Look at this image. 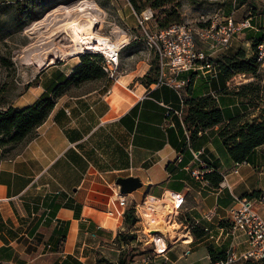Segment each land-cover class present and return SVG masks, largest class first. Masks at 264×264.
<instances>
[{
	"label": "crops",
	"instance_id": "0c3cea01",
	"mask_svg": "<svg viewBox=\"0 0 264 264\" xmlns=\"http://www.w3.org/2000/svg\"><path fill=\"white\" fill-rule=\"evenodd\" d=\"M223 2L232 8L224 9L222 17L231 15L240 21L250 16L251 26L235 31L230 43L216 52L198 38L196 42L215 60L231 57L239 49L250 57L254 53L252 40L264 35V5L259 8L247 0ZM245 7L246 14L235 17ZM124 31L129 39L131 33ZM73 59L70 68L58 67L47 77L46 72L40 74L37 83L29 85L12 105L27 106L44 93L51 95L50 88L71 74L79 54ZM145 64L141 72L139 64L119 72L118 83L105 72L100 78L64 87L28 143L12 154L0 148V264H108L99 260L101 257L116 262L125 247L120 237L125 232L121 231L125 210L134 213L136 202L148 195L162 197L168 189L182 191L185 199L178 214L168 218L170 224L176 222L173 234L167 232L164 238L168 258L157 256L154 261L209 264V246L225 255L232 248L241 249L243 235L228 232L226 206L236 196L257 192L259 195L248 198L264 220V143L254 148L248 159L234 162L216 146L222 124L192 134L183 121L184 99L207 93L215 97L224 122L237 114L264 120V95L241 91L251 86L254 74L236 72L225 77L218 66L215 73L180 71L178 78L187 80L181 97L168 85L152 84L158 69L151 72L154 80L148 82L144 76L152 64ZM115 91L121 97L114 103ZM155 99L181 109L182 114L172 113L167 119L166 108ZM190 148L201 149L206 164L225 173L230 186L220 187L221 180L214 185L208 179L206 183L194 178L190 171L201 166L192 161ZM129 175L138 176L142 185L126 193L128 203L120 208L115 181ZM211 207L216 215L204 218ZM194 227L205 233L195 237ZM141 229L128 243L152 249L153 243L145 242L149 236ZM186 233L190 242L183 241Z\"/></svg>",
	"mask_w": 264,
	"mask_h": 264
},
{
	"label": "rangeland",
	"instance_id": "374dc122",
	"mask_svg": "<svg viewBox=\"0 0 264 264\" xmlns=\"http://www.w3.org/2000/svg\"><path fill=\"white\" fill-rule=\"evenodd\" d=\"M137 1L143 3V0ZM247 1L254 2L259 8L262 6L256 0ZM83 2L91 4L96 9L88 8L89 6L86 9H81ZM127 3L129 4L128 0H0V108L14 104L19 94L29 87V83H31L30 85L36 84L39 75L43 72H46L45 76L47 77L49 74H54L58 67L70 68V65L74 63V56L78 54L77 52L72 53L71 50L76 47V44H79V36L84 37L89 34V36L95 37L94 34L97 32L96 35L111 36L112 40H115L116 34L122 35V39H124V30L140 36L138 28L134 27L136 24L135 16L131 6ZM224 3L223 1L209 3L198 0H166V5L160 8H152L154 16L153 21H150L149 24L150 26L157 25L156 18H162L164 12H176L179 15L178 21L195 24L199 14L204 10L217 11L226 15L224 9L230 10L232 6L228 5L227 8ZM58 4L60 5L50 9V7ZM145 5L149 6L147 3ZM71 6L77 7V9L74 7L76 10L74 9L71 12V17L69 16L75 23L66 25L68 23L65 21L66 19L56 17L54 20L42 23L44 27L39 25L41 27H39L38 33L33 32L34 28L38 27L36 23L38 21L35 20L41 18L47 10L50 9L48 11L50 12L56 8L69 9ZM246 12V7L241 8L235 13V17L240 18ZM27 45H31V47L24 51ZM121 50L118 72L132 69L138 64L141 72L146 67L145 63L147 62L158 66L154 52L145 47L141 36L134 39L130 46ZM64 62L67 63L62 65ZM257 66L258 70L254 75L255 79L251 81V86L242 90L254 91L253 94L264 95V63L258 62ZM86 88L87 86L83 87V89ZM120 97L115 91L112 102H117ZM158 197L159 199L163 198L161 195ZM159 202L160 204L164 203L163 200ZM170 205L173 204L170 203ZM140 211L139 207L137 212L139 215L135 214L137 221L133 225L127 227L124 222L122 223V232L137 235V229L146 221ZM166 218L164 217V224L167 232L171 235L173 234V225L176 226V222L170 224L169 215ZM122 243L126 246L124 242ZM128 248H138L131 252L133 254L131 263H143L141 258L151 254V249H142L138 244H128ZM231 264L255 263L237 261Z\"/></svg>",
	"mask_w": 264,
	"mask_h": 264
},
{
	"label": "built area",
	"instance_id": "2783aa9c",
	"mask_svg": "<svg viewBox=\"0 0 264 264\" xmlns=\"http://www.w3.org/2000/svg\"><path fill=\"white\" fill-rule=\"evenodd\" d=\"M201 2H219L225 0H198ZM264 5V0H256ZM135 20H137V28L139 30L141 39L147 49L152 50L157 58L158 71L155 77L154 86H162L163 84L172 87L182 97V88L186 85L187 80L178 78L177 74L180 71H192L194 73H204L206 71H212L215 73L217 68L216 63L213 61L211 52H208L204 48L198 46L196 38L200 42L206 43L212 50L216 52L220 48L227 46L235 35V31L248 28L251 26V17H246L240 21H236L235 18L228 15L222 17L220 12L208 11L200 13L198 16L197 23L191 24L185 21L175 22L168 26L158 27L157 25L150 26V21H153V9L150 6L145 7L144 10L137 13L135 12ZM123 31V30H122ZM125 32V31H124ZM103 36V35H101ZM107 36V35H106ZM138 36L135 33H131L129 39L126 41H120L122 36H115V40H112L111 36H107V40L114 41L110 42L113 48H108L97 51L93 49H85L83 52H94L103 55L101 66L107 73L109 78L114 82L118 83L119 79V58L121 49L131 40L137 39ZM105 37V36H103ZM114 44V45H113ZM101 46L103 43L100 44ZM254 56L257 62L264 63V35L256 42L254 48ZM109 92V90H107ZM156 102L166 108V117L170 118L172 113L181 115L182 110H176L170 104L166 103L162 99H155ZM171 123V121H169ZM192 161H196L200 168L195 167L190 171L191 175L195 178H199L204 182H208L205 175L209 173L213 168L208 166L202 158L201 149H191ZM233 171H237L234 169ZM221 173L220 187L230 186L228 181L225 179V173ZM166 196L173 198L170 201L173 205L167 211L165 215L171 216L178 214L177 209L181 202L185 199L182 191L165 190L163 198L164 201ZM263 197V196H262ZM142 203H146V197ZM116 199L119 207L124 206L128 203L127 194L120 193L117 191ZM138 202L134 204V213L138 212ZM226 210L229 215V230L228 232L232 236L243 235L244 245L241 249L232 248L230 249L225 258L219 260H212L209 264H231L237 261H252L258 264H264V220L256 209H253L250 204V199L247 196H236L233 203L226 206ZM109 214H113L111 210ZM214 207L206 210L204 218L211 219L213 215H216ZM138 214V213H137ZM139 215V214H138ZM142 217V216H141ZM157 216L152 217V221H155ZM143 219V218H142ZM145 221V220H144ZM140 231L143 235H148L149 238L145 242L153 243L151 254L148 257L141 258L143 263L154 261L157 256L164 257L165 251L168 247V242H165L167 233L162 232L160 228L159 233H152L150 228L145 221ZM147 228V231H146ZM183 241L190 242V239ZM125 245H127L125 243Z\"/></svg>",
	"mask_w": 264,
	"mask_h": 264
},
{
	"label": "trees",
	"instance_id": "16d2710c",
	"mask_svg": "<svg viewBox=\"0 0 264 264\" xmlns=\"http://www.w3.org/2000/svg\"><path fill=\"white\" fill-rule=\"evenodd\" d=\"M128 1L137 13L148 6L145 5L146 3L149 4L151 8H160L166 5V0H143V3H139L137 0ZM59 5L60 4L54 5L50 7V9ZM41 18L35 21H39ZM156 19L159 28L175 22H181L178 21L179 15L176 12H164L162 18L159 19L157 17ZM259 39L252 40V46L254 48ZM132 42L133 40L129 42L128 46H130ZM102 60L103 55L100 53H80L79 62L75 65L71 74L66 76L62 83L53 85L50 88L49 91H51V95L44 93L39 99L27 106L8 104L6 107L0 108V148H2L4 152L12 154L19 150L24 144L28 143V141L37 134V126L44 121L49 111L54 107L56 96L64 87L66 88L72 84L100 78L106 74L101 66ZM213 61L223 72L225 77H230V75L236 72L252 73L255 75L258 70V62L254 54L250 57H246L243 49L237 50L231 57L223 56L221 59H213ZM157 69L158 66L152 64L144 78L148 80V82L153 81L154 78L152 79L151 72L156 73ZM30 84L31 83H29V85ZM241 91L242 94H252L254 92ZM184 105L186 108L184 109L183 121L186 127L191 130L192 134L200 130L208 129V127L216 124H222L216 135V146L219 151L226 152L234 162L248 159L253 149L264 143V120L257 121L255 118L247 119L244 118L243 114H237V116L231 117L224 122L222 110L217 105L215 97L210 93L185 98ZM205 178L212 182V184L218 185L221 180V173L214 167L205 175ZM255 194L258 193L247 194V197H252ZM124 213V222L127 227L133 225L137 221L133 209H126ZM204 233L203 230L198 231L197 227L193 228L195 237L203 235ZM135 236L134 234L132 238H129L126 232L120 235L123 242L127 244H129V240H133ZM134 249L137 250L138 248H128L127 245L123 247L117 256L116 262L103 257L99 258V260H105L108 264H131L133 259V254H131V252ZM208 253L211 261L223 259L226 256L225 252H216V250L210 246L208 247ZM146 264L166 263L164 261H150Z\"/></svg>",
	"mask_w": 264,
	"mask_h": 264
},
{
	"label": "bare ground",
	"instance_id": "6f19581e",
	"mask_svg": "<svg viewBox=\"0 0 264 264\" xmlns=\"http://www.w3.org/2000/svg\"><path fill=\"white\" fill-rule=\"evenodd\" d=\"M81 6H83V8H81V9H86V7H88V6H89L88 8L96 9L95 7L91 6V4H88L87 2L86 3L83 2L81 4ZM74 7L75 6H71V8H69V9H67V8H56V9L46 13L43 16V18H41L40 21L36 22L38 27L35 26L36 28H34L33 32L34 33H38L40 31L39 27H41L39 25L43 26L42 23H44L46 21L54 20V19H56V17H59L61 19H66L65 21L68 22V23H66V25H69L71 23L72 24L75 23L74 21H72V19H70L71 12L74 11L75 8L77 9V7H75V8ZM95 33L97 34V32H95ZM96 34H94L95 37H91V36H89V34L86 35L88 37L79 36L80 37V39L78 40L79 44H76V47L72 48L71 52L72 53L77 52L78 54H80L81 52H83V50H85L87 48L93 49V50H97V51L104 50V49H106V47L113 48L110 42H114V41L107 40V36L103 37L104 35L103 36H98ZM120 36H122V35H120ZM86 38H87V40H86ZM126 39L124 38V39H121L120 41H126ZM101 43H103L102 46L100 45ZM30 47H31V45H27V47L24 49V51H27V49H29ZM36 64H40V63H36ZM114 196H115V194H114ZM146 198H147L146 199V203L139 204V207H140V210H141L140 212L142 213L143 218L146 220V222H148V226L149 227H151V228L158 227V228L161 229L162 232L167 233L168 230H166V227H165L166 225L164 224L165 223L164 222V217H165L167 211L171 208L169 200H171L173 198H170L169 196H166V202H164L162 204H160V202H159V201H161V199L156 198L153 195H148V196H146ZM155 215L157 216V218L155 219V221H152L151 219ZM185 236H186L185 239H189L191 237L189 234H187Z\"/></svg>",
	"mask_w": 264,
	"mask_h": 264
},
{
	"label": "water",
	"instance_id": "95a60500",
	"mask_svg": "<svg viewBox=\"0 0 264 264\" xmlns=\"http://www.w3.org/2000/svg\"><path fill=\"white\" fill-rule=\"evenodd\" d=\"M116 184L119 186V192L120 193H130L134 190H136L137 187L141 186L142 183L138 176H120L115 181ZM160 229L154 228L151 230L152 233H159ZM129 237H132L133 234H129Z\"/></svg>",
	"mask_w": 264,
	"mask_h": 264
}]
</instances>
